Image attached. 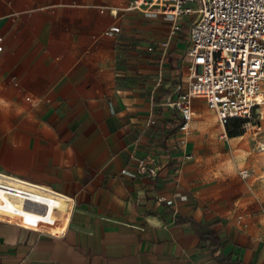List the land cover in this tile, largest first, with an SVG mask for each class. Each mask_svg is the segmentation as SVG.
Masks as SVG:
<instances>
[{
    "label": "crops",
    "instance_id": "1",
    "mask_svg": "<svg viewBox=\"0 0 264 264\" xmlns=\"http://www.w3.org/2000/svg\"><path fill=\"white\" fill-rule=\"evenodd\" d=\"M132 1L0 0V171L75 202L62 236L0 216V264H264V203L240 210L191 147L215 111L194 99L187 134L165 104L185 40L150 51L171 19Z\"/></svg>",
    "mask_w": 264,
    "mask_h": 264
},
{
    "label": "built area",
    "instance_id": "2",
    "mask_svg": "<svg viewBox=\"0 0 264 264\" xmlns=\"http://www.w3.org/2000/svg\"><path fill=\"white\" fill-rule=\"evenodd\" d=\"M126 10L171 19L167 37L149 47L163 56L183 31L182 22L192 18L187 23L182 59L187 63L185 79L176 84L165 103L179 114L182 131H190L194 99L203 100L215 111L223 129L232 119L250 120L254 109L264 104V0H133ZM121 31L114 24L104 34L114 38ZM3 42L0 36V52ZM191 158L192 154H186L181 163ZM136 167L142 176L151 178L159 173L154 157L137 159ZM249 174V169L241 170L243 178ZM74 207L72 198L47 185L0 171L1 217L25 228L62 236Z\"/></svg>",
    "mask_w": 264,
    "mask_h": 264
},
{
    "label": "rangeland",
    "instance_id": "3",
    "mask_svg": "<svg viewBox=\"0 0 264 264\" xmlns=\"http://www.w3.org/2000/svg\"><path fill=\"white\" fill-rule=\"evenodd\" d=\"M188 22H192V18L182 22L184 29L178 37L182 44ZM204 115L201 118L206 124L198 128L194 123L190 135L191 147L195 146L198 151V162L201 166L214 168L213 177L217 179L223 174L226 177L223 188L225 194L230 196L229 201L238 200L240 210L251 212L253 196L264 203V104L254 109L250 120L231 121L225 126L226 134L219 121L212 124L210 118L217 116L215 112ZM245 168L249 169L250 174L243 178L241 170Z\"/></svg>",
    "mask_w": 264,
    "mask_h": 264
},
{
    "label": "bare ground",
    "instance_id": "4",
    "mask_svg": "<svg viewBox=\"0 0 264 264\" xmlns=\"http://www.w3.org/2000/svg\"><path fill=\"white\" fill-rule=\"evenodd\" d=\"M216 114V113H215ZM217 115V114H216ZM211 120H212V124H215L217 121H218V116H213L211 117ZM12 217H16L12 214H10ZM3 218V217H2ZM16 218H19V217H16Z\"/></svg>",
    "mask_w": 264,
    "mask_h": 264
},
{
    "label": "trees",
    "instance_id": "5",
    "mask_svg": "<svg viewBox=\"0 0 264 264\" xmlns=\"http://www.w3.org/2000/svg\"><path fill=\"white\" fill-rule=\"evenodd\" d=\"M233 120H241V118L232 119L231 121H233ZM230 122L226 126H228L230 124Z\"/></svg>",
    "mask_w": 264,
    "mask_h": 264
}]
</instances>
